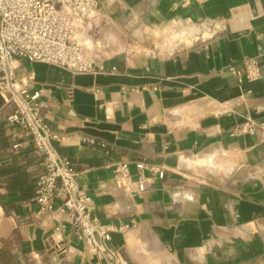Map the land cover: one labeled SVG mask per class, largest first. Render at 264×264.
I'll list each match as a JSON object with an SVG mask.
<instances>
[{
  "label": "crops",
  "instance_id": "crops-1",
  "mask_svg": "<svg viewBox=\"0 0 264 264\" xmlns=\"http://www.w3.org/2000/svg\"><path fill=\"white\" fill-rule=\"evenodd\" d=\"M182 28L189 41H155ZM78 34L104 69L20 59L15 73L44 89L93 216L128 225L110 247L130 264H264V138L234 131L264 118V0H100ZM246 56L263 74L239 82L228 66ZM11 110L0 92V264H107L57 211H40L41 157L8 125ZM123 159L135 177L140 160L165 174L146 169L148 188L132 194L115 177Z\"/></svg>",
  "mask_w": 264,
  "mask_h": 264
},
{
  "label": "built area",
  "instance_id": "built-area-1",
  "mask_svg": "<svg viewBox=\"0 0 264 264\" xmlns=\"http://www.w3.org/2000/svg\"><path fill=\"white\" fill-rule=\"evenodd\" d=\"M99 3L100 0H0V92L12 104L8 125L22 131L41 157V168L35 177V199L40 211H57L107 264H130L109 245L111 233L128 225L104 223L93 216L91 195L80 185L73 160L55 145L61 138L43 113L44 89H29L15 73L16 61L20 59L43 60L76 73L104 69L76 38L86 22L95 16ZM241 62L243 68L234 62L228 66L239 82L257 79L263 74L256 56H246ZM234 131L264 138V118H248ZM84 141L96 142L93 137H85ZM136 167L137 177L132 174L129 160L115 163L118 184L132 194L148 188L146 169L160 177L165 174L163 168L150 166L143 160L137 161Z\"/></svg>",
  "mask_w": 264,
  "mask_h": 264
},
{
  "label": "rangeland",
  "instance_id": "rangeland-1",
  "mask_svg": "<svg viewBox=\"0 0 264 264\" xmlns=\"http://www.w3.org/2000/svg\"><path fill=\"white\" fill-rule=\"evenodd\" d=\"M190 38L191 37H190V35L188 33V30L185 29V28H182V29H179L177 31L168 32L166 35H162L161 37L160 36H156L155 37V41H157V42H166V43H174V42H181V41H189ZM150 39L152 40V39H154V37H151Z\"/></svg>",
  "mask_w": 264,
  "mask_h": 264
},
{
  "label": "trees",
  "instance_id": "trees-1",
  "mask_svg": "<svg viewBox=\"0 0 264 264\" xmlns=\"http://www.w3.org/2000/svg\"><path fill=\"white\" fill-rule=\"evenodd\" d=\"M17 183H20V179H19V178L17 179ZM31 191H32V190H30V192H29L30 194H32Z\"/></svg>",
  "mask_w": 264,
  "mask_h": 264
}]
</instances>
